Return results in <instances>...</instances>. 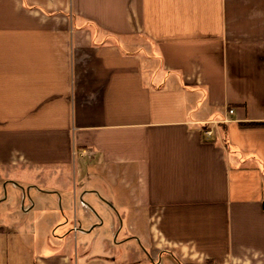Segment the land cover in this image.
Listing matches in <instances>:
<instances>
[{
    "label": "crops",
    "instance_id": "0c3cea01",
    "mask_svg": "<svg viewBox=\"0 0 264 264\" xmlns=\"http://www.w3.org/2000/svg\"><path fill=\"white\" fill-rule=\"evenodd\" d=\"M251 122L264 0H0V264H264Z\"/></svg>",
    "mask_w": 264,
    "mask_h": 264
},
{
    "label": "rangeland",
    "instance_id": "374dc122",
    "mask_svg": "<svg viewBox=\"0 0 264 264\" xmlns=\"http://www.w3.org/2000/svg\"><path fill=\"white\" fill-rule=\"evenodd\" d=\"M65 175H68V176H66L65 181H67L69 179H71V181L75 182V183L80 181L78 176H76V174L73 173L71 170H68V174H65ZM92 177H93L92 178L93 181L101 180V178L98 176V174H94ZM49 179H51L50 182H55L57 177H55V176L52 178L49 177ZM15 181L17 183H21L20 180H18V179H15ZM2 208H7L6 210H8V215H7V217H5V219H8V220H12L11 218H13L9 214H12V216H13V214H15L16 218H18V217L19 218H23V217L25 218V217H27V214H26L27 211L32 212V213L34 212L31 209V206H29L28 200H24L23 198H21V200H18V199L16 200L14 198H12V199L10 198V199H8V201L5 204L2 203L0 205V211H3ZM0 219H4L3 214H0ZM24 241L28 243V238H24Z\"/></svg>",
    "mask_w": 264,
    "mask_h": 264
},
{
    "label": "trees",
    "instance_id": "16d2710c",
    "mask_svg": "<svg viewBox=\"0 0 264 264\" xmlns=\"http://www.w3.org/2000/svg\"><path fill=\"white\" fill-rule=\"evenodd\" d=\"M242 125L243 126H250V127H257V126H264V122H251V123H246V124H242ZM208 127H209V124H207V123L203 124L202 125V132H205ZM226 129H227V127L224 126L223 134H224V140H225V142H227L226 141Z\"/></svg>",
    "mask_w": 264,
    "mask_h": 264
},
{
    "label": "built area",
    "instance_id": "2783aa9c",
    "mask_svg": "<svg viewBox=\"0 0 264 264\" xmlns=\"http://www.w3.org/2000/svg\"><path fill=\"white\" fill-rule=\"evenodd\" d=\"M231 112H233V110H230ZM205 134L207 136H211L212 135V130H206Z\"/></svg>",
    "mask_w": 264,
    "mask_h": 264
}]
</instances>
